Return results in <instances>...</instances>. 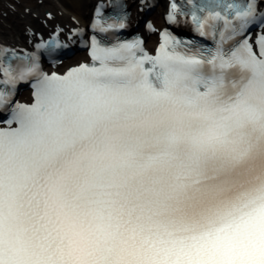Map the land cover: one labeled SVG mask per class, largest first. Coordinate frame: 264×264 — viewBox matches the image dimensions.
I'll use <instances>...</instances> for the list:
<instances>
[{
  "label": "snow or ice",
  "instance_id": "obj_1",
  "mask_svg": "<svg viewBox=\"0 0 264 264\" xmlns=\"http://www.w3.org/2000/svg\"><path fill=\"white\" fill-rule=\"evenodd\" d=\"M256 43L208 58L164 45L148 71L124 45L45 76L0 130V264H264Z\"/></svg>",
  "mask_w": 264,
  "mask_h": 264
},
{
  "label": "bare ground",
  "instance_id": "obj_2",
  "mask_svg": "<svg viewBox=\"0 0 264 264\" xmlns=\"http://www.w3.org/2000/svg\"><path fill=\"white\" fill-rule=\"evenodd\" d=\"M96 1L0 0V42L4 40L15 44L23 43L27 37L29 38L26 35L29 28L36 26H40V30H45L58 25L65 31L85 26ZM46 10L49 14H46ZM160 11L161 7H158L151 16L158 24L161 22ZM67 64L65 61L61 68Z\"/></svg>",
  "mask_w": 264,
  "mask_h": 264
}]
</instances>
